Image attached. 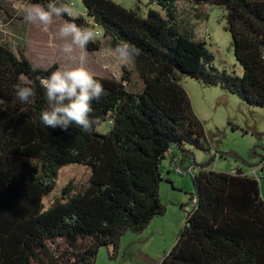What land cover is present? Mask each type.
<instances>
[{
    "label": "trees",
    "instance_id": "1",
    "mask_svg": "<svg viewBox=\"0 0 264 264\" xmlns=\"http://www.w3.org/2000/svg\"><path fill=\"white\" fill-rule=\"evenodd\" d=\"M25 1L44 7L65 3ZM180 2L226 11L241 77L217 70L207 43L180 31ZM82 3L112 48L123 39L142 50L133 67L143 88H127L131 72L126 68L119 81L94 76L106 92L92 102L91 115L100 125L91 132L75 124L67 130L48 128L40 119L47 100L39 78L58 66L34 67L0 31V155L25 159L18 175H0V264H94L102 248L116 258L127 232L141 235L166 213L160 197L163 162L180 158L182 165L189 160L193 164L188 147L211 150L179 85L181 76L264 108V0H149L165 17L150 10L146 18L111 0ZM14 13L0 0V15ZM62 17L91 27L86 19ZM87 49L97 50L96 44L89 42ZM18 84L34 86L31 103L19 101L14 89ZM105 123L110 128L103 134L98 128ZM70 165L87 167L88 183L81 189L70 183L47 207L44 201L56 190L60 171ZM192 176L196 206L160 264H264L259 180L241 170L218 173L204 166Z\"/></svg>",
    "mask_w": 264,
    "mask_h": 264
},
{
    "label": "rangeland",
    "instance_id": "2",
    "mask_svg": "<svg viewBox=\"0 0 264 264\" xmlns=\"http://www.w3.org/2000/svg\"><path fill=\"white\" fill-rule=\"evenodd\" d=\"M3 1L15 13L11 17L0 15V31L7 37L15 53L27 56L34 67L48 70L57 65L59 70H67L83 66L94 76L118 81L122 79L126 68L131 72V83L127 88L133 92H141L143 83L134 67L121 62L112 51L114 48L111 47L110 40L93 27L86 16L82 0L64 1L79 13L71 18L86 19L96 32H100L91 41L97 47L93 52L87 47L81 49L76 46H73L70 53L64 51L65 45L71 40L62 39L58 35L60 27L66 21L62 16H54L52 24L47 27L39 23H27L24 20V6L30 4L28 1ZM111 1L127 10L137 11L143 18L147 17L150 10L165 17V12L157 5H150L149 0ZM226 15V11L219 8L195 7L180 2L177 5L176 22L183 34L207 43L208 50L214 55L217 70H225L241 77L243 68L235 58L232 38L226 30ZM18 38L21 40L17 41ZM179 85L188 94L193 112L203 125L205 138L211 149L208 153L188 147L194 154L192 158L195 160L193 166L196 172L203 166L205 170L218 173L232 174L241 170L259 180L264 200V108L251 107L220 87H206L187 76H181ZM109 128L105 123L98 131L104 134ZM23 161L25 159L20 157L0 155V175H18ZM190 165L191 160L184 163L186 169ZM169 170V161L165 160L162 165L164 181L160 197L166 213L152 220L141 235L127 232L121 238L116 258L111 257L108 249H100L94 264H160L164 256L172 251L186 223L187 214L192 210L195 186L190 173L180 175ZM89 175V169L81 165L62 168L56 190L44 201L46 206H51L60 198L62 190L70 183L79 189L83 188L89 181Z\"/></svg>",
    "mask_w": 264,
    "mask_h": 264
},
{
    "label": "clouds",
    "instance_id": "3",
    "mask_svg": "<svg viewBox=\"0 0 264 264\" xmlns=\"http://www.w3.org/2000/svg\"><path fill=\"white\" fill-rule=\"evenodd\" d=\"M24 20L27 23H39L45 27L52 24L53 17H75L79 13L67 3L59 5L49 3L47 7L40 4H26L24 6ZM59 37L70 38L64 51L70 53L73 46L86 49L98 33L92 27L77 25L65 21L59 29ZM112 51L118 59L130 66H134L142 50L135 44L120 39ZM39 85L44 90L47 107L41 111V122L48 128L67 130L73 124L84 132H91L99 126L101 121L93 117L92 102L98 101L106 94L103 85L94 78V74L83 66L67 70L52 72L47 77L39 78ZM16 96L21 103H31L36 95L34 86L15 85ZM193 165V164H192Z\"/></svg>",
    "mask_w": 264,
    "mask_h": 264
},
{
    "label": "built area",
    "instance_id": "4",
    "mask_svg": "<svg viewBox=\"0 0 264 264\" xmlns=\"http://www.w3.org/2000/svg\"><path fill=\"white\" fill-rule=\"evenodd\" d=\"M101 32V31H100ZM100 32L97 31L98 35L100 34ZM102 33V32H101ZM103 36V33H102ZM169 167L172 171L176 172L177 174L180 175H184L186 173H190L191 175L196 174V169L194 168L193 165H190L188 169H186L184 167V165H182L179 161L177 160H173L169 163ZM196 206V201H193L192 203V210L194 209V207ZM191 210V211H192ZM189 213V212H188Z\"/></svg>",
    "mask_w": 264,
    "mask_h": 264
},
{
    "label": "crops",
    "instance_id": "5",
    "mask_svg": "<svg viewBox=\"0 0 264 264\" xmlns=\"http://www.w3.org/2000/svg\"><path fill=\"white\" fill-rule=\"evenodd\" d=\"M170 168V167H169ZM151 225V224H150ZM151 227V226H150Z\"/></svg>",
    "mask_w": 264,
    "mask_h": 264
}]
</instances>
